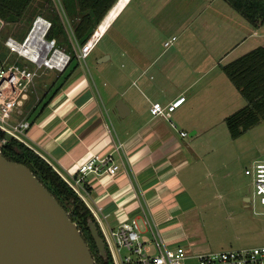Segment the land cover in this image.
I'll return each mask as SVG.
<instances>
[{"label":"crops","instance_id":"0c3cea01","mask_svg":"<svg viewBox=\"0 0 264 264\" xmlns=\"http://www.w3.org/2000/svg\"><path fill=\"white\" fill-rule=\"evenodd\" d=\"M107 14L96 36L108 33V48L96 40L85 57L92 54L91 78L77 60L36 120L29 99L12 121H28L25 141L68 181L90 154L112 153L121 165L113 177L87 173L78 186L104 227L145 210L168 246L199 251L191 225L209 195L189 188L198 173L206 177L203 150L219 137L215 128L246 104L222 67L264 45V24L252 25L225 0H117ZM178 97L168 118L150 114L152 102ZM250 197L243 195L248 206Z\"/></svg>","mask_w":264,"mask_h":264},{"label":"built area","instance_id":"2783aa9c","mask_svg":"<svg viewBox=\"0 0 264 264\" xmlns=\"http://www.w3.org/2000/svg\"><path fill=\"white\" fill-rule=\"evenodd\" d=\"M53 1L55 7L59 3L57 5L62 11L60 1ZM2 24L0 20V27ZM50 26L49 19L36 15L22 40L8 36L3 42L8 54L16 56L13 61L8 62V56H6L0 62V131L9 132L26 144L25 134L29 123L25 119L12 121L13 112L22 108L29 101L30 95L36 92L35 81L40 71L43 72L46 69L62 71L70 59L69 54L57 47L53 39L46 38L45 35ZM67 27L71 41L75 45L73 48L77 60H84L97 40L96 32L79 45L68 23ZM33 28L35 33L30 37ZM175 40L176 36H171L163 44L168 47ZM183 99L184 97H178L165 105L152 102L149 112L152 116L168 118ZM185 134L181 132V135ZM120 167L112 153L104 155L92 153L80 163L75 178L69 183L82 196L77 186H81L85 174H106L113 177ZM244 172L252 178L250 197L252 212L264 214V155L255 160ZM257 203L262 206L261 212L256 210ZM92 212L99 223L113 264H264V244L219 252H191L182 246H168L157 229V224L145 210H142L140 217H132L109 227L110 233L104 229L97 213L93 210ZM144 233H148L149 237L143 238ZM187 261L190 262L187 263Z\"/></svg>","mask_w":264,"mask_h":264},{"label":"trees","instance_id":"16d2710c","mask_svg":"<svg viewBox=\"0 0 264 264\" xmlns=\"http://www.w3.org/2000/svg\"><path fill=\"white\" fill-rule=\"evenodd\" d=\"M116 1L74 0L75 18L70 21V29L79 45H82L91 36L95 28L103 22L102 20ZM225 1L252 25L264 24V0ZM36 15H42L51 21V26L45 36L49 40L53 39L57 47L69 54L70 59L65 68L57 72L56 77L41 97L35 100L33 94L30 95L29 99L34 103L29 105L31 106L29 116L31 117L34 114L32 121L36 120L45 110L62 84L69 78L77 61L75 51L71 49L70 34L57 12L53 0H0V20L3 22L0 27V48L4 46L3 42L8 36L22 40L29 31L32 20ZM8 53V50L4 52L0 50V62L6 56H8V62L15 60L16 55H9ZM222 68L228 79L246 101L242 108L225 118L229 135L235 138L264 120V45L257 46L242 54ZM54 85L56 87L50 92ZM3 137L4 133L0 131V141ZM0 148L7 159L27 165L38 180L61 203L88 243L95 263L111 264L107 253L106 257L99 255L89 232L87 224L90 220L94 222V219L88 207L52 166L33 150L13 138L7 139L0 145ZM83 188L86 187L83 185ZM99 235L102 236L100 232Z\"/></svg>","mask_w":264,"mask_h":264},{"label":"rangeland","instance_id":"374dc122","mask_svg":"<svg viewBox=\"0 0 264 264\" xmlns=\"http://www.w3.org/2000/svg\"><path fill=\"white\" fill-rule=\"evenodd\" d=\"M59 1L60 5L62 3V11L57 3V12L70 34L67 23L70 25V21L75 18V2L74 0ZM99 25L94 32L98 30ZM108 43L107 33L98 38L96 47L107 49ZM262 44H264V37H262ZM1 48V52L7 51L4 46ZM91 55L86 60L84 59L85 61L83 60L82 65L90 78L93 69ZM45 72L40 71L36 78V92L32 95L35 100L41 97L57 74V72H52L53 75L49 76ZM56 86L54 85L50 92ZM30 103L32 102L30 101ZM215 129L220 131L219 137L215 136L211 143L205 144L203 150L204 156L206 155L209 159L206 161L210 164L206 168V177L200 178L198 173V177L196 175L198 181L189 188L194 196L201 192L204 195H209L207 204L198 206L196 209L199 216L198 223L191 225L193 230L191 235L195 237L194 245L196 247H192V249L199 250L195 252H219L264 244V214H254L252 208L243 200V195L251 196L252 194V178L245 174L244 170L264 155V120L235 138L229 135L226 125L223 123ZM77 188L80 190L78 186ZM256 210L262 211V206L258 203ZM104 229L110 233L107 224ZM189 262L187 261V263Z\"/></svg>","mask_w":264,"mask_h":264},{"label":"water","instance_id":"95a60500","mask_svg":"<svg viewBox=\"0 0 264 264\" xmlns=\"http://www.w3.org/2000/svg\"><path fill=\"white\" fill-rule=\"evenodd\" d=\"M10 138L37 153L9 132H4L0 145ZM60 177L88 207L94 222L90 220L87 227L99 255L105 257V242L92 210L69 181ZM0 264H96L88 243L61 203L27 165L7 159L1 148Z\"/></svg>","mask_w":264,"mask_h":264},{"label":"flooded vegetation","instance_id":"af4514ba","mask_svg":"<svg viewBox=\"0 0 264 264\" xmlns=\"http://www.w3.org/2000/svg\"><path fill=\"white\" fill-rule=\"evenodd\" d=\"M80 232H81V231H80ZM81 234H82V233H81ZM84 234H85V233H84ZM106 251H107V249H106V247H105V253H107V255H108V257H109V260H110L111 264H113L110 255H109L108 252H106ZM105 257H106V256H105Z\"/></svg>","mask_w":264,"mask_h":264},{"label":"bare ground","instance_id":"6f19581e","mask_svg":"<svg viewBox=\"0 0 264 264\" xmlns=\"http://www.w3.org/2000/svg\"><path fill=\"white\" fill-rule=\"evenodd\" d=\"M96 32H97V34H98L99 30L96 31ZM33 33H35V29H34V28H33L32 31H31L30 37H31V35H33Z\"/></svg>","mask_w":264,"mask_h":264}]
</instances>
